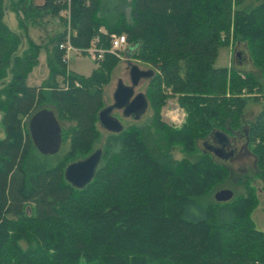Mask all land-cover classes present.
Masks as SVG:
<instances>
[{
	"label": "trees",
	"instance_id": "16d2710c",
	"mask_svg": "<svg viewBox=\"0 0 264 264\" xmlns=\"http://www.w3.org/2000/svg\"><path fill=\"white\" fill-rule=\"evenodd\" d=\"M8 11L21 33L6 23ZM49 17L64 29L45 44L50 79L32 85L42 45L29 28ZM69 25L79 48H109L112 34H125L127 56L152 70L153 114L109 131L84 188L69 183L65 170L95 150L104 86L121 59L106 53L90 75L70 71L60 47ZM233 41L246 44L256 70L215 65ZM169 98L187 112L179 127L162 117ZM249 100L263 103L247 140L264 189V1L0 0V264H264V229L252 217L255 187L245 177L231 200L213 199L232 169L198 146L217 131L239 129ZM46 103L75 123L51 156L37 149L29 129Z\"/></svg>",
	"mask_w": 264,
	"mask_h": 264
},
{
	"label": "rangeland",
	"instance_id": "374dc122",
	"mask_svg": "<svg viewBox=\"0 0 264 264\" xmlns=\"http://www.w3.org/2000/svg\"><path fill=\"white\" fill-rule=\"evenodd\" d=\"M44 0H35V3L43 4ZM264 1V0H261ZM6 23L10 26L11 29L21 33L22 30L19 28L17 14L13 11H8L5 17ZM64 29V25L57 17H49L43 21L42 25L31 26L29 28V32L31 37L35 42L42 45V50L39 55V62L32 73L29 75L28 82L32 85H42L45 81L49 80L51 77V68L48 65V57L52 50L46 49V43L49 41L50 36L60 32ZM43 43V44H42ZM27 43L23 40L21 47L19 49V54H22L26 49ZM51 48V46H50ZM134 64H137L141 69L148 70L151 66L148 63H144L137 59L131 58ZM252 58L250 51L245 43L233 41L228 47H222L219 50V55L217 61L215 63L216 66H230L236 65L244 70H254L255 67L252 64ZM97 66V63L93 57L89 54H81L77 52H71L68 54V69L77 74L81 75H90L93 69ZM256 70V69H255ZM122 80L125 84L131 85L130 79V64L127 60L121 59L119 64L113 69L111 73L110 81L104 86V107L111 106L114 104V92L118 86L119 81ZM58 84L64 86L65 82L62 77L57 78ZM150 78L142 79L140 84L135 88V94L143 93L148 94ZM178 104L181 108V112L185 113V117L182 124L186 120L187 112L184 107L175 99L169 98L166 104L161 108V114L165 121L175 127H179L180 125L173 124L170 119L166 116V111L170 107H176L175 104ZM263 103L260 101L249 100L248 105L245 109V114L240 121V127L232 132L224 131L226 134L225 137L228 139L226 142L222 139H219V136L215 133L210 135L208 138L204 140H199L198 146L201 151H208L213 153L214 156L229 165L232 169L231 178L220 188H229L236 192L243 191V183H239V180L244 179L245 177H249L248 184L255 187V192L259 198L257 207L253 212V219L257 228L264 229V189H261L262 182L260 178L256 176V157L252 153L250 146L247 140V131L251 121L254 120L255 116L261 110ZM44 108H48L53 110L55 107L51 103H46ZM115 109V108H114ZM112 111L113 115L117 117L122 124L127 127L132 124H140L146 122L151 115L153 114L152 108L150 106L147 111L138 119L133 118L131 116H125L122 110L115 109ZM56 114V113H55ZM59 122L63 129H67L69 126L74 125V121L59 119ZM98 129L100 130L101 136L98 142L95 144V149L99 147H103L106 137L109 131L103 127L100 123H98ZM5 135L4 127L2 124V113H0V138H3ZM68 145V144H67ZM216 149L223 150V154L219 151L216 152ZM231 152L233 155H227ZM175 156L177 158H182L184 153L177 147L175 149ZM87 157V156H86ZM60 158V157H59ZM58 156L55 157L57 161ZM218 189L217 191H219ZM215 191L213 193L212 198L215 199Z\"/></svg>",
	"mask_w": 264,
	"mask_h": 264
},
{
	"label": "water",
	"instance_id": "95a60500",
	"mask_svg": "<svg viewBox=\"0 0 264 264\" xmlns=\"http://www.w3.org/2000/svg\"><path fill=\"white\" fill-rule=\"evenodd\" d=\"M126 60L130 64L131 85L120 80L114 92V104L103 107L99 112V123L110 132H119L124 127L122 122L112 114L114 108L124 109L125 116L138 119L149 107L147 95L135 94V88L142 79L151 77L152 70L141 69L132 62L130 57ZM29 129L35 146L42 154L51 156L59 152L62 146L63 133L59 119L53 110L42 108L35 112L29 120ZM215 134L225 142L228 140L223 132L217 131ZM219 151L222 150L216 149L217 153ZM102 157L103 148L99 147L87 157L71 162L65 170L66 180L77 188H84L95 177ZM233 196V190L223 188L216 192L215 199L219 202H226L231 200Z\"/></svg>",
	"mask_w": 264,
	"mask_h": 264
},
{
	"label": "built area",
	"instance_id": "2783aa9c",
	"mask_svg": "<svg viewBox=\"0 0 264 264\" xmlns=\"http://www.w3.org/2000/svg\"><path fill=\"white\" fill-rule=\"evenodd\" d=\"M64 14V12H63ZM68 14V13H67ZM72 37V30L71 26H68V33H67V39L63 42H61L60 47L65 49L67 53V59L68 54L71 52H77L81 54H89L91 57H93L95 60L97 59H103L106 53L115 54L118 58L126 60L128 58L126 52L129 49V43L127 36L125 34H112L111 36V45L109 48L105 47H98V46H90L86 48H79L72 44L71 42ZM176 107H170L166 111V116L170 119V121L175 125L182 124L185 117V113L181 112V108L176 103Z\"/></svg>",
	"mask_w": 264,
	"mask_h": 264
},
{
	"label": "flooded vegetation",
	"instance_id": "af4514ba",
	"mask_svg": "<svg viewBox=\"0 0 264 264\" xmlns=\"http://www.w3.org/2000/svg\"><path fill=\"white\" fill-rule=\"evenodd\" d=\"M128 85V84H127ZM115 109H118V108H115ZM114 109V110H115ZM119 110H122V112H123V114H124V109H119ZM113 114V113H112ZM132 117V116H131ZM220 152H222V153H224L223 152V150L222 151H220ZM234 153V152H233ZM233 153L231 152V150H230V153H228L227 155L229 156V155H233Z\"/></svg>",
	"mask_w": 264,
	"mask_h": 264
},
{
	"label": "crops",
	"instance_id": "0c3cea01",
	"mask_svg": "<svg viewBox=\"0 0 264 264\" xmlns=\"http://www.w3.org/2000/svg\"><path fill=\"white\" fill-rule=\"evenodd\" d=\"M45 2V0L43 1V3ZM38 4V3H37Z\"/></svg>",
	"mask_w": 264,
	"mask_h": 264
}]
</instances>
